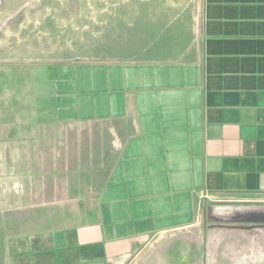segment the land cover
Masks as SVG:
<instances>
[{"label": "crops", "instance_id": "crops-1", "mask_svg": "<svg viewBox=\"0 0 264 264\" xmlns=\"http://www.w3.org/2000/svg\"><path fill=\"white\" fill-rule=\"evenodd\" d=\"M185 35L161 59L31 65L36 123L122 121V137L91 217L22 207L34 224L0 264H264V0H200Z\"/></svg>", "mask_w": 264, "mask_h": 264}, {"label": "rangeland", "instance_id": "rangeland-1", "mask_svg": "<svg viewBox=\"0 0 264 264\" xmlns=\"http://www.w3.org/2000/svg\"><path fill=\"white\" fill-rule=\"evenodd\" d=\"M199 3L0 0V250L7 233L32 228L35 213L24 206L57 227L88 220L122 137V121L36 123L31 65L164 58L192 30ZM22 215L30 222L17 227Z\"/></svg>", "mask_w": 264, "mask_h": 264}, {"label": "trees", "instance_id": "trees-1", "mask_svg": "<svg viewBox=\"0 0 264 264\" xmlns=\"http://www.w3.org/2000/svg\"><path fill=\"white\" fill-rule=\"evenodd\" d=\"M264 212H261V213H259V214H254L253 216H252V219H256L255 221H262V223H264V214H263Z\"/></svg>", "mask_w": 264, "mask_h": 264}]
</instances>
